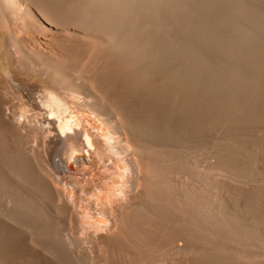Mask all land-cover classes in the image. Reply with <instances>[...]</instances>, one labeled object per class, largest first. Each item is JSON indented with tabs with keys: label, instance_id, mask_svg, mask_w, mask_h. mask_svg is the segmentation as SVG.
Instances as JSON below:
<instances>
[{
	"label": "bare ground",
	"instance_id": "6f19581e",
	"mask_svg": "<svg viewBox=\"0 0 264 264\" xmlns=\"http://www.w3.org/2000/svg\"><path fill=\"white\" fill-rule=\"evenodd\" d=\"M33 6L48 25L27 26ZM260 14L247 0H0V264H264V162L212 139L264 145V34L240 26L262 31ZM66 27L91 42L49 38Z\"/></svg>",
	"mask_w": 264,
	"mask_h": 264
},
{
	"label": "rangeland",
	"instance_id": "374dc122",
	"mask_svg": "<svg viewBox=\"0 0 264 264\" xmlns=\"http://www.w3.org/2000/svg\"><path fill=\"white\" fill-rule=\"evenodd\" d=\"M247 2H248V4H250V6L253 8V10L254 11H256V12H258V14L259 13H261L260 15H264V0H247ZM259 6V7H258ZM33 8V12L35 13V17L37 18L36 19V22H35V24H34V22H31V19H27V21H26V23H27V26L29 25V28L30 29H32V30H35L37 27L38 28H43L42 26L40 27L39 25H42V24H47L45 21H44V19L41 17V15H39L38 14V11L36 10V7H32ZM262 8V9H261ZM11 19V20H10ZM9 23H10V25L13 27V20H12V18L10 17L9 18ZM48 25V24H47ZM35 26V27H34ZM240 26L243 28V29H245L246 27H247V29H245V30H248V31H250L252 34H257V35H259L260 33L261 34H264V29L261 31V27H258V26H256L252 21H250L249 19H246L245 20V17H242L241 18V20H240ZM243 26H245V27H243ZM49 27H51V26H49ZM257 28V29H256ZM256 29V30H255ZM66 30H70V32H66V31H64V29H53V31L52 32H50L49 34H51V35H49V38H52V37H59V38H61V37H67L68 39H71V40H77V42H79L78 40H81V38L82 39H86V40H90V38H85L84 37V32H81V31H79V30H74V29H72V28H70V27H66ZM37 33H38V30L36 31ZM4 33V34H3ZM40 33V32H39ZM53 33V34H52ZM9 34H11V33H9L7 30L6 31H1V29H0V40H1V38H2V36H4L5 37V39L7 40L6 42H10L11 43V41H10V38H9ZM71 36V37H70ZM41 39V41H42V43H44L45 42V38H39V40ZM86 40H82L83 42L85 41L86 42ZM105 40H106V38H105ZM5 42V43H6ZM76 42V43H77ZM89 42V41H88ZM90 42H91V40H90ZM106 42V41H105ZM8 43H6V45H7V47H12L11 45H12V43L11 44H9L10 46H8ZM41 45V44H40ZM108 44H105V46H107ZM42 46L44 47V44H42ZM105 46H104V48H105ZM108 47V46H107ZM45 48H48V47H45ZM211 49H213V47H211L210 48V50ZM215 50V52L214 53H216V51H219L218 53H219V55H221V56H224V51H222V50H219V49H214ZM105 51H106V48H105ZM212 51V50H211ZM102 55H103V52H102V54H101V56L100 57H102ZM100 57H97L96 58V60L94 61H92V63H91V65L94 67V68H96V67H100L101 66V64H102V62H103V59H101ZM104 57V56H103ZM102 57V58H103ZM99 59H101L102 61H99ZM98 62H100V63H98ZM94 63V64H93ZM96 63H97V65H96ZM249 133L250 132H254L253 131V129H249V130H247ZM226 128H220V129H216V130H214L213 131V134H214V136H213V134H212V139L213 140H223L222 138L223 137H225L224 138V141H227L228 143H230V144H235V143H237V142H241V144L242 143H244L243 144V146H244V148H245V151H252V152H255L257 155H256V160H258L260 163H261V161H262V163L264 162V157H262V156H264V145L262 146H256L253 142H251L250 140L248 141L247 139H241V140H235V139H233V138H231L230 136H228L226 133ZM245 135H248V134H245ZM245 138V137H244ZM244 140V141H243ZM248 143H250V145H248ZM264 144V143H263ZM246 146V147H245ZM254 147H256V148H254ZM254 148V149H253ZM255 150V151H254ZM208 155L210 156V161H214L215 160V157H213L211 154H210V152H208ZM204 165H205V163H204ZM208 173L209 172H207L206 174H205V179H206V181H207V183H208V181L210 180V176L208 175ZM228 172H225V171H222L221 172V174H219V178H220V180H226V179H228V178H226L228 175ZM229 180V179H228ZM227 180V181H228ZM230 181V180H229ZM235 182V181H234ZM264 181H261V183H263ZM231 183H233L232 181H231ZM243 184V186H245L244 185V183H242ZM234 185H240V184H238V183H236V184H234L233 183V186ZM242 186V187H243ZM236 187H240V189H242L241 188V185L240 186H236ZM246 187V186H245ZM244 188V187H243ZM226 190V189H225ZM225 190H223V192H221V193H223V196H225V197H230V195H231V193H233L231 190L228 192L227 190L225 191ZM210 191H207V190H205V196L207 197V199L208 198H210L213 202H215L216 200H214V199H212L211 198V194L209 193ZM231 192V193H230ZM226 193H229V194H226ZM220 195H222V194H220ZM234 194H232V196H233ZM222 197V196H221ZM225 197H222L223 198V200H225L226 198ZM229 197H228V200H227V202H225V201H223V200H219L218 202H224V204L226 203V204H228V205H226V207H229L230 206V208H231V210H232V207H233V205L232 204H230V203H228V202H230L231 201V203H232V200H231V197H230V200H229ZM219 198H220V196H219ZM235 201V200H234ZM6 201H4V205H5V207H8L9 206V204L7 203ZM234 205H235V202L233 203ZM219 205V204H218ZM234 208H235V206H234ZM147 254H149V253H147ZM151 255V254H150ZM149 255V256H150ZM153 255H155V254H153ZM190 255H192V253L191 254H188L187 255V257L188 256H190ZM143 256V259H142V261H140V262H138L139 264H147V259H149L148 258V255H142ZM153 257V256H152ZM156 257L157 256H155L153 259H150V261L151 260H154V259H156ZM178 257V256H177ZM183 256H180V258H181V260L179 259V258H176V259H174V260H172V259H170L171 261V263L172 264H179L180 263V261L181 262H183V263H181V264H190V260L189 259H187V257L185 256L184 258H182ZM140 259V260H141ZM178 261L179 260V262H175V261ZM184 260H186V261H184ZM189 260V261H188ZM17 261V262H16ZM15 262V263H14ZM120 262L123 264H129L128 262H131V261H122V260H120ZM19 263H21V258H15L14 260H12L11 262H10V264H19ZM137 263V264H138ZM6 264H8V263H6ZM105 264H106V262H105ZM150 264V263H149ZM154 264V263H153Z\"/></svg>",
	"mask_w": 264,
	"mask_h": 264
}]
</instances>
